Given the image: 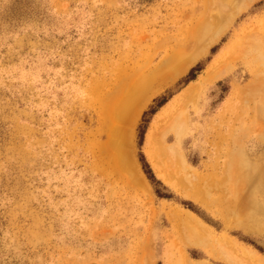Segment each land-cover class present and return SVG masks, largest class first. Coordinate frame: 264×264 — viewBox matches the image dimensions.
<instances>
[{"label": "rangeland", "instance_id": "374dc122", "mask_svg": "<svg viewBox=\"0 0 264 264\" xmlns=\"http://www.w3.org/2000/svg\"><path fill=\"white\" fill-rule=\"evenodd\" d=\"M246 2L0 0V264L260 263L264 212L245 209L264 210V0ZM162 62L177 72L149 83L130 169L110 115ZM186 211L205 247L173 218Z\"/></svg>", "mask_w": 264, "mask_h": 264}, {"label": "bare ground", "instance_id": "6f19581e", "mask_svg": "<svg viewBox=\"0 0 264 264\" xmlns=\"http://www.w3.org/2000/svg\"><path fill=\"white\" fill-rule=\"evenodd\" d=\"M246 1L247 2L244 5V7L240 8L241 10L246 8L249 4H251L252 2L257 1V0H246ZM240 9H238L236 11V13H238L240 11ZM217 31H219V32L216 34V36L213 35ZM217 31L215 33H213L212 36H208L207 38H205L206 40L205 39L202 40L203 41V45L206 46V48L208 46H211V44H213L214 42L217 41V39L219 38L220 34H222L224 32V29L219 28ZM196 58H197V54H194V55L190 56L187 59V61H186V66L192 64L195 61ZM165 65H166V63L162 62L161 65L155 71L156 73H154L153 75H150L151 77H149L143 83L138 84V88L137 89L139 91L137 90V92L125 102V105H124V107L121 108L122 109L121 111H118V112L110 115V117H113V120L120 121V123H121V125L118 128H113L110 131V136L113 137V139H111V140H114L113 141L114 143H112V149L114 151L113 159L115 160V162H118L120 165L126 164L130 169L133 168L134 163L131 160V158H129V156L131 155V149L129 148L130 147L129 146L130 145L129 144V140L131 138L132 127H133V125L135 123V120L137 119L138 115L140 114V112L143 110V108L149 102V100L151 98L152 91H149V83H151L152 81H154V80L159 78V79H161L163 81L160 84V86H163L167 82H171L172 79L175 76V73L177 72V71H175L174 73L171 72L174 67L165 66ZM151 79H152V81H151ZM196 90H197V86L192 85L188 89L185 90V92L181 95V97L182 98H184V97L186 98V96L193 94ZM108 125H109V123H108ZM156 130H157L156 128L153 129L151 137H150L149 140H150V143H152L156 147L155 155L156 154L164 155V151H163L161 145H159L157 143L158 141H157V138L155 137V134L157 132ZM157 144H158V146H157ZM150 147H151V145H150ZM169 156H171V154H169ZM162 159H164V158L162 157ZM130 160H131L132 163H128ZM252 161L253 160H251V162ZM246 166L248 167L249 164L246 165ZM250 166H251V164H250ZM244 168H245V165H244L243 169ZM252 170H254V169H252ZM234 171H232V172H234ZM248 172H250V171H248ZM228 174H226V175L228 176ZM184 176L187 177V174H185V172H184ZM162 180L165 183H167L168 185L174 186L171 183L170 177L162 176ZM199 180L200 179H198V181ZM259 182H260V180H259ZM191 186L192 185H190V187ZM175 187H176V185H175ZM253 187H254V184H253ZM254 189L257 190L256 188H254ZM254 189H252V191ZM186 194L188 196H190L191 198L195 199V200L202 201L203 203L205 201V197L207 196L204 191H202V190H200V189H198L196 187L195 188H191L190 192H186L184 195H186ZM246 210H253V212H261V213L264 212V210L261 209V206H260L259 203L248 205V209H245V211ZM254 215H256V214H254ZM262 215L264 216V213H262ZM173 218L175 219V221H177L178 223H180L182 225L181 227H182L183 231L186 233V236H187L186 240H187L188 244H190L191 246H202V247H205L206 244L209 243L210 236L206 232L207 231L206 226L204 225V223H202L197 217L192 215L190 212L186 211L184 216L180 215V214H174ZM225 220H226L225 221L226 224H228V225H231L233 222H235L229 216L225 217ZM238 221H240V220H237L236 222H238ZM255 221L260 222L261 219L258 218V219H255ZM213 254H215V253H213ZM259 264H264V258L261 259Z\"/></svg>", "mask_w": 264, "mask_h": 264}, {"label": "trees", "instance_id": "16d2710c", "mask_svg": "<svg viewBox=\"0 0 264 264\" xmlns=\"http://www.w3.org/2000/svg\"><path fill=\"white\" fill-rule=\"evenodd\" d=\"M192 80H194V77L192 76V77H190V79H188V81L186 82V83H188L189 81H192ZM171 97H169L168 99H166V98H163L159 103H158V105H157V107L155 108V109H153V110H151L150 111V114L151 115H154L159 109H161L164 105H166L167 104V102L169 101V99H170ZM145 116V114L143 115V117ZM147 122V121H146ZM141 135H140V139L143 137V134H144V127H143V130H141ZM147 167V166H146ZM146 174H147V177L149 178V179H151L152 177H150V175H148L149 174V171L148 172H145ZM187 206H189V205H187ZM191 210H193L191 207H189Z\"/></svg>", "mask_w": 264, "mask_h": 264}]
</instances>
